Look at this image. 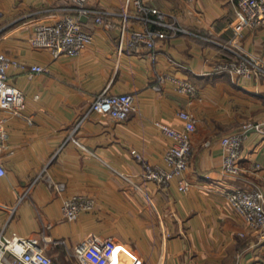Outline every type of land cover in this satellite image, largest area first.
Returning a JSON list of instances; mask_svg holds the SVG:
<instances>
[{
    "label": "crops",
    "instance_id": "1",
    "mask_svg": "<svg viewBox=\"0 0 264 264\" xmlns=\"http://www.w3.org/2000/svg\"><path fill=\"white\" fill-rule=\"evenodd\" d=\"M149 2L187 29L158 39L154 57L144 48L119 51V28L85 16L91 41L78 54L53 57L28 38L36 21L59 18L69 2L0 0V52L45 66L32 77L21 67L8 69L25 107L20 113L0 108L7 132L0 152L6 169L0 176V231L38 237L55 264L75 262L80 240L100 250L102 264H264V241L225 196L235 187H264L261 173L250 170L253 163L264 166V72L216 69L240 56L264 69V27H248L236 0ZM87 3L106 10L131 6L130 0ZM179 79L190 80L196 95L179 91ZM103 90L134 93L126 119L90 109ZM181 108L196 118L186 191L179 190L176 175L166 188L146 181L134 154L163 165L173 139L155 121L180 125ZM245 121L262 130L243 142L242 173L229 175L220 169V138ZM74 193L93 197L95 207L67 221L61 206Z\"/></svg>",
    "mask_w": 264,
    "mask_h": 264
},
{
    "label": "built area",
    "instance_id": "2",
    "mask_svg": "<svg viewBox=\"0 0 264 264\" xmlns=\"http://www.w3.org/2000/svg\"><path fill=\"white\" fill-rule=\"evenodd\" d=\"M69 4L64 13L50 22L36 21L28 38L34 47L48 49L53 57L61 54H78L91 41L92 34L82 25L81 17H92L94 22L106 28H119L118 50L133 51L145 49V54L154 57L156 41L187 29L180 25L173 15L152 5L149 0H130L131 6L115 10H106L88 5V0H67ZM248 27H264V0H236ZM76 13V14H74ZM138 23L139 26H131ZM18 66L26 70L29 77L45 70L37 63L27 65L24 61L12 58L0 52V108L10 112H21L25 107L22 91L8 78V69ZM216 69L226 70L238 75L250 76L252 73L264 72L256 62L237 57L220 62ZM177 89L192 97L196 95L195 85L188 79H179ZM135 95L132 92H99L90 102V109L108 115L115 120L126 119L133 110ZM180 125H169L155 121L159 129L173 141L163 154V165L150 163L140 153L135 152L146 181H153L159 187H168L173 176H178V188L186 191L190 187L184 176L192 153L190 133L195 129L194 114L181 108L177 111ZM28 121L30 115H25ZM77 121L72 127L74 134L79 127ZM254 130H262L258 122L245 121L237 130L221 136L222 158L220 169L229 175L242 173V145L247 135ZM7 132L4 118L0 117V152L5 147ZM253 172H260L264 179V166L253 163ZM6 169L0 158V176ZM226 199L233 212L246 224L248 229L261 241H264V187L253 184L246 187H235L225 192ZM95 207L93 197L74 193L65 197L61 212L67 221L75 220L83 210ZM72 264H102L103 256L98 248L87 240H80L73 247ZM0 264H55L47 254L38 237L33 235H5L0 231Z\"/></svg>",
    "mask_w": 264,
    "mask_h": 264
}]
</instances>
